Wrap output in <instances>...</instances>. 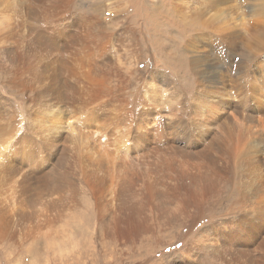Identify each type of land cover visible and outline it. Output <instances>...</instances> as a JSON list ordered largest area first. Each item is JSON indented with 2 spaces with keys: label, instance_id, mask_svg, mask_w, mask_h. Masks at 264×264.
Wrapping results in <instances>:
<instances>
[{
  "label": "bare ground",
  "instance_id": "1",
  "mask_svg": "<svg viewBox=\"0 0 264 264\" xmlns=\"http://www.w3.org/2000/svg\"><path fill=\"white\" fill-rule=\"evenodd\" d=\"M2 1L0 246L36 234L56 243V219L69 211L70 189L81 180L87 218L97 223L89 245L105 238L134 244V257L157 249L152 238L175 239L162 264H264V113L245 114L264 110V62L247 83L234 43L221 37L213 45L196 33L186 59L188 31L165 39L155 6L144 0H121L129 24L116 27L106 23L116 21L109 9L120 0ZM136 29L149 35L144 47ZM154 34L170 47L164 62L174 60L181 75L169 62V74L144 66ZM6 93L31 115L24 128ZM40 114H47L46 131L32 118ZM59 242L51 250L61 255L68 243Z\"/></svg>",
  "mask_w": 264,
  "mask_h": 264
},
{
  "label": "rangeland",
  "instance_id": "2",
  "mask_svg": "<svg viewBox=\"0 0 264 264\" xmlns=\"http://www.w3.org/2000/svg\"><path fill=\"white\" fill-rule=\"evenodd\" d=\"M84 1L87 4L90 1L99 3V0ZM134 1L141 2L142 0ZM115 2L116 4L112 9H109V12L115 13V15L113 16L112 14V16L116 18V21L106 24L108 26H112L110 24H113L114 26L112 27H116L122 25L124 20L129 24V20L121 15L123 14L122 1L120 0ZM145 2L150 4L147 8H153V6H155L156 12L153 14L155 16L157 15L159 25L165 26L166 28L167 32L165 33V39L176 36V40H179L184 29L185 31H188L185 34L184 46L181 48L182 54L185 58H188L190 55L187 42L195 35V33L196 35L201 36V39L203 38L205 40H209L208 42L213 45H216L219 38L222 37L231 41V44L234 43L233 56L234 59H237L238 64H240V69L245 72V75L247 74L246 81L249 79L247 83L249 81L251 82L253 77H256L257 73L255 72V69L258 65L264 62V0H144L143 3ZM76 4H78V2H76ZM3 5V1L0 0V23L5 15V13L1 10ZM104 15L105 9L102 5H100V15L96 16L97 18H103ZM142 21L143 19H141L140 22ZM150 23H155L153 15H151ZM186 23L196 24V29L198 31L194 33L190 32L191 27L184 25ZM129 26L131 27V25ZM1 28L3 27L0 26V29ZM191 29L194 30L193 28ZM148 36V34L137 30L136 38L138 37L141 44L143 39L148 42ZM159 36V34H154L156 46L148 45L146 50L143 52V55L146 56L144 66L148 68L150 67L149 70L154 69L168 73L164 64L166 65L169 62V65L174 68V72L181 75L179 72L182 69L180 66H177V63H175L174 60L169 59V61H167L166 58L167 62H164V55L170 51V47L168 44L166 45L165 41L159 42V40H156V37ZM113 46L114 43L112 47ZM142 46L144 47L143 44ZM110 49L108 51L109 56L112 53V50ZM207 49L208 47L206 48L205 45L202 47L200 46L199 52H206ZM213 51H217L215 52L217 56H215L218 59L220 57V59L224 61L227 60L225 58L224 51L218 49H214ZM209 58H212V56ZM129 65L131 67V64ZM212 68L215 69L216 66L214 65ZM249 75H251L252 78ZM160 90V93H162L160 94V98L162 100H167L168 95L166 93V89L162 87ZM230 91L233 94L231 89ZM3 95H7L11 100V117L16 120L17 125L24 128L26 122L31 118V115L23 112L17 106L16 102L13 103L9 94L6 93ZM263 113L264 110L260 111L255 108L245 112L251 120L262 116ZM4 117H2L1 120ZM32 118L39 130H47V114H40ZM2 144L3 139L0 141V145ZM75 183L77 185L70 189L72 190V198L74 202L69 207L68 212L56 219L54 233L56 243L60 240L63 241L67 239L66 243H68V251L63 252L61 255L58 252L52 251L51 245H56V243H52L50 237L48 238L41 234L35 235V243L34 241H24V239L19 236L17 237L19 245H17V243L15 244L12 239H8L0 246V264H111L112 259L114 260L112 264H155L158 259L160 260L159 264H162V259L165 256L164 254L171 248L169 246L176 247L177 240L175 241V239H172L169 244L165 245L161 240H159V242H155L154 238H152L151 240L156 244L157 249L151 251V254L148 253V255H143L140 253V257L135 255L134 258L133 256H129V254L133 251L132 245L134 244L123 243L120 245L112 239L105 238L103 240L104 243H100L98 246L89 245V238L93 234L94 239L98 236L96 234L97 230H95L97 223L92 218L91 220L87 218L90 215L91 207H89L90 201L86 188L83 186L81 180H76ZM232 196L233 193H230L228 195H220L218 198L220 200H225ZM85 204H87V206ZM171 231L174 232L175 228L171 229L170 232ZM161 234L163 237L164 233L162 232ZM61 235H64L66 238L60 237ZM168 238V236L163 237L164 240H168ZM74 242L77 243L76 247H73L75 246V244H72ZM141 242L142 239H138L135 246L137 247ZM59 243L61 244V242ZM56 247L55 250L57 249ZM205 261L201 260L199 264H220V262L214 258H206Z\"/></svg>",
  "mask_w": 264,
  "mask_h": 264
}]
</instances>
